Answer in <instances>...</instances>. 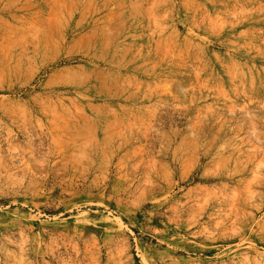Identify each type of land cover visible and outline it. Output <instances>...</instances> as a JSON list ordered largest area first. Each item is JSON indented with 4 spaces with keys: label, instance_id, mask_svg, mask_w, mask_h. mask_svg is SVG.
I'll return each mask as SVG.
<instances>
[{
    "label": "rangeland",
    "instance_id": "1",
    "mask_svg": "<svg viewBox=\"0 0 264 264\" xmlns=\"http://www.w3.org/2000/svg\"><path fill=\"white\" fill-rule=\"evenodd\" d=\"M0 264H264V0H0Z\"/></svg>",
    "mask_w": 264,
    "mask_h": 264
}]
</instances>
